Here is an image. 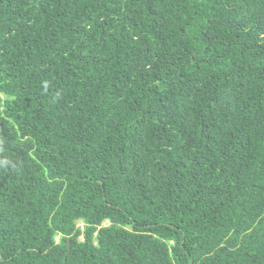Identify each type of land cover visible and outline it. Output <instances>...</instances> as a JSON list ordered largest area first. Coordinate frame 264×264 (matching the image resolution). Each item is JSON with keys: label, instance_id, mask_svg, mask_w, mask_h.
I'll use <instances>...</instances> for the list:
<instances>
[{"label": "trees", "instance_id": "obj_1", "mask_svg": "<svg viewBox=\"0 0 264 264\" xmlns=\"http://www.w3.org/2000/svg\"><path fill=\"white\" fill-rule=\"evenodd\" d=\"M0 264H264V0H0Z\"/></svg>", "mask_w": 264, "mask_h": 264}]
</instances>
